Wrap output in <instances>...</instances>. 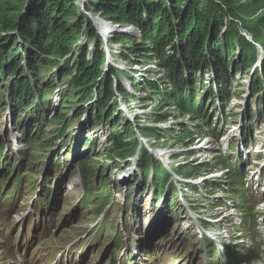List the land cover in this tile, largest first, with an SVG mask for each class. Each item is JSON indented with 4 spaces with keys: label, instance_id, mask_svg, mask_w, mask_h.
<instances>
[{
    "label": "rangeland",
    "instance_id": "1",
    "mask_svg": "<svg viewBox=\"0 0 264 264\" xmlns=\"http://www.w3.org/2000/svg\"><path fill=\"white\" fill-rule=\"evenodd\" d=\"M63 1L71 12H74L67 23L79 24L81 27L76 31L79 32L80 40L71 47L66 56L58 59L46 57L41 62L36 53L39 43L37 37L24 38L26 45L19 44L17 48L18 38L22 40L18 30L5 33L0 38L1 58L4 51H7L9 58L4 56L7 66L10 67L11 63L17 66L16 70L8 74H6L8 67L0 71V75L4 74V77L0 78V99L3 100L0 104V146L5 148L3 163L9 164V171L6 174L1 172L0 167V264H180V262L201 264L198 246L195 243H191L178 233L166 232L169 219L165 212L167 223L159 230H155L154 214L159 208L165 211L170 200L166 203L153 199L149 206V198L139 183L141 175L137 169L138 159L142 152L144 157L139 169L146 177L145 183L156 180L152 170L153 166L157 165L154 160L168 171L170 178L166 186L169 188L177 189L186 179L194 180L196 171L192 170L191 166L202 162L203 158L193 151L195 146L185 149L184 143L187 141L183 143L177 141L168 129L173 127L181 130L182 126H192L193 130L194 126L199 125L196 117L192 121L187 118L178 119L176 109L170 107L169 102L165 100L166 95H171V90L178 82L181 85L186 84L187 89L184 88V91L199 92L200 96L197 95V98L202 102V106L210 103L208 106L210 111L214 105H221V100L226 99L222 101L227 105L225 111L232 115L230 119L232 124H235L237 115L244 118L249 108L257 111V114L251 113V123L263 129L264 75L260 73L263 49L255 46L257 43L253 42L255 48L253 50L247 48L249 58L244 59L243 56H239L242 46L238 45V42L237 46L234 44L235 52L231 62L239 68V74L231 78L234 72L226 73L225 78L228 82L226 88L225 84L218 83L214 64H210L208 60L205 62L202 58L201 63L197 65L200 70L190 72L196 67L197 60L192 61L181 55L182 46L186 41V35H182L181 32V17L170 18L171 16L167 14V17L163 15L151 20L144 14L143 19L146 18L150 23L159 26L158 28L153 26L152 29L148 27L150 33H147V38L143 40V35L136 28L113 23L103 12L99 13L105 7L115 5L114 0ZM155 2L163 5L169 14L178 13L174 8V0ZM241 2L248 12L244 15L248 18L244 20L245 24L254 26L255 21L263 13L264 1L256 3L241 0ZM25 3L26 8L21 15L24 18L28 14V6H39L42 1L24 0ZM195 5L211 18L216 19L214 15L217 14L216 20L220 25L217 28L218 32L221 29L223 33L227 29L231 36L233 34H236V38L238 35L242 36L243 25L235 23L237 20L227 21L224 13L209 0H197ZM186 8L187 6L183 5L180 14H183L182 11ZM238 20L242 21V17ZM99 28L103 32L101 36ZM178 33L180 36H176ZM220 34L217 36L214 33L210 34L211 43L215 45L213 51L218 50L222 55H227V52L223 53L218 47L222 40ZM136 44L140 45L137 47ZM29 49H33L32 56L28 58L31 61L30 67L26 59ZM134 51L138 53H133ZM100 52L105 54L106 60L103 58L98 71L102 77L100 83L93 86L90 98L86 100L85 96L80 97L78 91L81 90L76 91L77 93H66L68 86L63 82L64 77L71 80L79 76V70L70 74L75 64L83 58L84 62L94 63ZM165 61L175 62L179 68L177 71H184L187 74H183V78L172 77L171 71L166 63L164 64ZM111 70L116 77L112 78ZM242 74L249 78L242 77ZM33 76L37 77L36 82H33ZM110 79L113 80L109 89L112 100L108 106L101 102L104 108L100 109L101 103L95 92L104 91ZM250 79L251 81L256 79L257 83L262 85L257 94L250 85ZM13 82L15 87L17 85L21 89L24 87L25 91L22 93L11 89L16 93V97L24 99V94L30 92L28 102L39 97L40 92L45 91L47 96L45 109L38 115L32 114L33 117L40 115L48 121L42 125L37 121L36 127L28 132L33 143H28L20 127L13 125L14 116L21 118L19 113H14L12 117L13 103L8 94ZM206 89L208 93L205 95ZM62 98H67L68 104L58 110L59 115L56 116ZM63 109L66 110L63 112ZM98 111L102 112V116ZM169 115L172 117L163 123L161 119ZM29 116L31 114L27 113L22 119ZM61 120L68 121L70 127L69 125L66 127L67 132L60 142L55 130L58 127L57 122ZM158 129L161 130L159 137L156 135ZM178 134L181 135L180 132ZM18 136L23 138L22 143L25 144L21 154L12 150V147L15 148L14 138ZM72 137L74 142L70 143ZM112 138L121 146L118 152H111L109 149ZM85 141L91 142L85 144ZM157 151H161L160 156ZM122 154L135 156L132 160L134 162L127 164L129 171L125 169V164L118 161L119 158L124 159ZM30 165L31 170L35 172L34 185L31 186L25 179L24 185L21 186L22 193L13 196L12 201H7L6 198L13 192L16 174L30 170ZM197 166L200 167L199 164ZM47 179L50 180L48 184ZM102 187L109 198V207L103 217V220H107V227L100 235L105 242L93 244L90 241L97 233L98 225L92 224L90 219L99 203L98 192H101ZM134 188H138L139 191L133 192ZM91 190L95 191V194L89 197L85 205L83 198ZM125 191L132 193L126 195ZM43 194H46V201L42 198ZM173 214L175 217L178 216L175 212ZM117 231L120 233L118 237ZM116 239H120V242ZM136 241L139 243L138 246L133 243ZM116 248H119L117 258ZM129 252L134 255L132 260L128 261ZM114 257L115 260H111Z\"/></svg>",
    "mask_w": 264,
    "mask_h": 264
},
{
    "label": "trees",
    "instance_id": "2",
    "mask_svg": "<svg viewBox=\"0 0 264 264\" xmlns=\"http://www.w3.org/2000/svg\"><path fill=\"white\" fill-rule=\"evenodd\" d=\"M41 1L42 3L39 6L37 5L34 6L30 4L32 7L28 6L29 8L28 14L26 18H24L23 16L21 17L22 11L26 8L25 7L26 3L24 4V0H0V38L5 33L18 30V34L21 35V39H22L20 40V38H18L17 40L19 41V43L17 44V48H18L19 44L26 45L24 38L27 37L31 38L32 36L37 37L39 43L38 44L36 43L37 44L36 53H38L41 62H43L46 57H54L58 59V58H62L63 56H66L70 51L71 47L74 44H76L78 40H80L79 32L76 31L81 29V27L79 24L69 25L67 23L68 18L73 16L74 12H71L70 8L68 7L67 4L64 3L63 0H41ZM114 1L116 2L115 5L107 6L102 11H99V13L103 12L106 15V17L109 18V20H111L113 23L124 25L127 28H136L143 35L144 37L143 40L147 38L148 35L147 33H150L149 28L151 27L154 28L156 26L152 22L150 23L149 20H147L146 18L143 19L144 14L147 17H150L151 20H156L163 15L167 17V14L168 16H171L170 18L181 17V32L182 35H186V41L182 46L183 50H181V55L182 57L192 61L197 60L196 67L192 68L190 72H194L195 70L198 69L200 70V67L197 65L201 63L202 58L204 59L205 62L208 60L210 64L211 63L214 64L215 75L217 77L218 83L225 84L226 88L228 84L225 78L226 73L228 71L234 72V74L231 75V78L239 74V68L236 65H233L234 63L232 64L231 62L234 56V52H235L234 47L236 45V42H238V45L242 46L239 56L240 57L243 56L244 59L249 58V56L247 55V48L251 50L255 48L253 44L247 42L242 36L238 35V38L235 37L236 34L235 35L233 34L231 36V33H229V30L227 29L223 31V33L221 32V29L218 32L217 28L220 25H218V22L216 20L218 19L217 14L214 15L216 18L214 19L211 18L209 14H206L203 10L196 8L195 3L197 0H174V6H175L174 8L177 9L178 11L177 14L174 13L169 14L168 12L165 11L163 5L156 4L155 2L156 0L155 1L154 0H114ZM248 1L260 3L264 0H248ZM209 2L212 5H215L218 9H220L224 13L225 19L227 21L237 20L235 23L238 22L240 25H243L244 30H246V32L250 34L254 43L256 42L257 45L263 49L262 51L263 58L261 59L262 69L260 70V73L264 75V8H263V13L253 24L254 26H249L246 25L244 21L245 19L248 20V18L244 16L245 14H248V12L245 6L241 4L242 3L241 0H209ZM183 5H186L187 8L182 11L183 14H180ZM239 17H242V21L238 20ZM241 22L244 24H242ZM158 26L159 24H157L156 27L158 28ZM168 27H170V24L168 25ZM213 33L216 36L221 33L220 38L222 40L221 43L218 45V47L223 50V53L227 52V55H222L221 51L218 50H216V52L213 51V47H215V45L212 44L210 40V36H211L210 34ZM176 36H180V33H178ZM160 40L163 41L162 38H160ZM7 44H9V40L7 41ZM138 45L140 44H136L135 46L138 47ZM32 52L33 49H29L26 55L27 65L29 67L31 61H29L28 58L32 56L31 55ZM133 53H138V51H134ZM4 56L6 58H9L7 51H4L3 58ZM3 58H1L0 56V71L4 67L7 68L9 66V65L7 66L6 59ZM103 58L105 59V54L100 52L98 54V57H96L94 63L84 62V58H83L77 64H75L73 69H71L70 74L71 75L74 74L76 70H79L81 74L79 73V76L71 80H67L66 77H64L65 80L63 82L68 86L66 93H71L81 90L78 91L80 97L83 95V97L85 96L86 100H88L90 98V95L93 93V89H94L93 86L100 83L99 80L102 77V75L99 76L98 71L102 64ZM165 63L168 69L171 71L172 77L179 76L180 78H183V74L184 75L187 74L184 71H177L179 68L175 65V62L165 61L164 64ZM16 69L17 66L11 63V66L7 68L6 74ZM30 75L31 76L33 75L32 72ZM114 76L116 77V75L112 73V78H114ZM1 77H4V74L0 75V78ZM33 77H34L33 81H36L37 77L36 76ZM242 77L249 78V76H245L244 74H242ZM97 80L99 82H97ZM112 81L113 80L110 79L109 85H107V87L105 86L104 88L105 92L104 91L95 92L97 98L100 100V103L103 102L106 106H108L110 104V101L112 100V93L109 90ZM81 85H84V87L82 88ZM250 85L252 86V89L255 94H257L260 91L262 86V85L260 86L257 83L256 79H254V81H251ZM175 86L176 89L173 88L171 90V95L173 92L172 97L171 95L170 96L166 95L167 98H165V100L169 102L168 105L170 107L173 108L175 107L176 111L178 112L177 118L180 120H183L184 118H187L188 120H192L194 117H198L199 121L204 123L203 121L204 119L202 118V116H204V109H203L204 106H202V102L197 98L199 92L193 90L184 91V88L187 89L185 83L184 85H181L178 82V84ZM231 87L232 86H230V88ZM115 88H116V84L114 89ZM11 89L22 91V93L25 92L24 87L22 89L18 85L15 87L14 82L11 84L9 90ZM206 91L207 89L205 90V95L207 94ZM24 96H25L24 99L19 98L16 97V93L14 92V90L9 91L8 97L11 102L15 101L16 104L15 110H18V112L24 113L28 110L35 109V107L44 108V106L47 103V100H45V98L47 97L45 91L39 93L38 95L39 97H37V102L35 104L34 101L32 102L27 101V98L31 97L29 91L26 92ZM66 99L67 98L61 99L58 110H61L66 105V103L68 104ZM222 100H226V99H222ZM1 102L2 100L0 99V104ZM99 107L100 109H102L104 108V105L101 103ZM65 110L63 109L62 111L64 112ZM179 110L181 113L179 112ZM98 112L102 116V112L100 111ZM58 115H59V111H57L56 113V116ZM170 117L172 116L170 115L166 116L165 118L161 119V121H163L164 123ZM25 122H28V119ZM44 122H45L44 119L41 118L39 124ZM57 125L58 127L55 130V132L57 133V136L61 138L67 132L66 127H68L69 122L61 120L57 122ZM206 128L210 129L211 126L207 123ZM182 129L183 130H181L180 132L181 135H178L179 132L175 128L169 129L170 130L169 133L172 136H174V138H176L177 141L179 142L183 143L187 141L185 143L186 147H191L193 145L192 144L193 139L190 137L189 128L183 127ZM184 133H186L187 135ZM156 135L161 136L160 129L156 131ZM182 136L184 137V139ZM111 141L112 143L109 144L110 151L118 152L121 146H119V143L116 142L114 138H112ZM88 143H90V141ZM143 157L144 154L141 156L140 159L141 163ZM154 163L157 164L152 168L154 178H156L154 182L155 184H158L159 182L164 184L168 178V172L166 171L165 168L162 167V165L159 162L154 160ZM16 182L17 184H19L21 182V179L17 177ZM30 182H31V178H30ZM91 193L93 192L88 193L84 201H86V199L91 195ZM106 206L107 203L105 202L101 203L96 211V214L101 213Z\"/></svg>",
    "mask_w": 264,
    "mask_h": 264
},
{
    "label": "bare ground",
    "instance_id": "3",
    "mask_svg": "<svg viewBox=\"0 0 264 264\" xmlns=\"http://www.w3.org/2000/svg\"><path fill=\"white\" fill-rule=\"evenodd\" d=\"M99 35L100 34H102L103 32H101V30H100V28H99ZM101 36V35H100ZM103 38V37H102ZM105 40L107 41L108 40V38H107V36L105 37ZM110 40H111V38H110ZM105 41V42H106ZM107 43V42H106ZM110 43V42H109ZM22 69V68H21ZM160 70V69H159ZM167 77V76H166ZM34 78V77H33ZM240 79V78H239ZM1 80V79H0ZM33 82H36V81H33ZM173 85V84H172ZM175 86V85H174ZM230 86V85H229ZM229 88V87H228ZM174 89H176V86H175V88ZM230 89V88H229ZM168 92V91H167ZM163 93H165V92H163ZM206 93H208V89H207V91H206ZM213 93H214V91H213ZM167 94V93H166ZM95 96L97 97V95L95 94ZM95 96H92V98L93 97H95ZM208 96V95H207ZM255 96V95H254ZM203 97V96H202ZM111 100V99H110ZM3 101V100H2ZM114 101V100H113ZM192 101H193V99H192ZM208 101V100H207ZM206 101V102H207ZM115 102V101H114ZM223 102V101H222ZM113 103V102H112ZM114 104V103H113ZM112 106V105H111ZM115 106V105H114ZM116 108V107H115ZM124 108V107H123ZM175 108V107H174ZM99 109V108H98ZM118 109V108H117ZM121 110V109H120ZM130 110V109H129ZM111 111H113V110H111ZM125 111V110H124ZM174 111V110H173ZM114 112V111H113ZM179 112H180V110H179ZM181 113V112H180ZM179 113V114H180ZM197 114V113H196ZM106 116V115H105ZM171 116V115H170ZM109 118V117H108ZM171 118V117H170ZM183 118V117H182ZM107 120V119H106ZM204 121V120H203ZM165 123V122H164ZM202 123V122H201ZM208 127V126H207ZM93 128V127H92ZM173 128V127H172ZM209 128V127H208ZM264 128V127H263ZM183 130V129H182ZM145 132V131H144ZM175 132H176V130H175ZM185 132V131H184ZM141 133V132H140ZM143 134V133H142ZM184 134H186V133H184ZM179 135V134H178ZM183 135V134H182ZM187 135V134H186ZM186 135H184V136H186ZM143 136V135H142ZM159 137V136H158ZM183 137V136H182ZM157 138V137H156ZM188 138V137H187ZM183 139H184V137H183ZM148 140V139H147ZM29 143V142H28ZM166 143V142H165ZM210 142L209 141H206V143L203 145L204 147H207V148H209V147H211V145L209 144ZM185 144V143H184ZM149 146V145H148ZM31 148V147H30ZM159 153H161V151H157V154H158V156H160V154ZM66 154V153H65ZM121 154V153H120ZM119 154V155H120ZM119 155H118V157H119ZM122 156H124L123 154H122ZM121 157V156H120ZM124 159H118V161L119 162H121V163H123V164H125V169L127 170V171H129V169H128V166H127V164L128 163H130L132 160H134L135 159V156L134 157H129V156H124L123 157ZM13 159V158H12ZM11 160V159H10ZM16 161V160H15ZM132 162H134V161H132ZM110 163V162H109ZM32 165V164H31ZM31 165H30V167H31ZM39 167V166H38ZM9 170V169H8ZM12 170V169H11ZM16 171V170H15ZM39 172V171H38ZM75 174V173H74ZM11 176V175H10ZM68 178V177H67ZM66 178V179H67ZM86 178V177H85ZM38 180V179H37ZM86 181V180H85ZM89 185V184H88ZM93 185V184H92ZM11 188V187H10ZM58 188V187H57ZM91 188V187H90ZM79 190V189H78ZM27 193V192H26ZM88 193V192H87ZM26 195V194H25ZM29 201V200H28ZM54 209V208H53ZM55 210V209H54ZM31 211H32V209H31ZM59 213V212H58ZM57 215V214H56ZM55 216V215H54ZM16 220V219H15ZM30 220V219H29ZM166 219L163 217V215H162V212L160 211V213H158V214H155V224H156V230L157 229H159V228H161L162 226H164L165 224H166ZM43 223V222H42ZM34 227V226H33ZM67 230V229H66ZM175 235V234H174ZM113 244V243H112ZM199 261V260H198Z\"/></svg>",
    "mask_w": 264,
    "mask_h": 264
},
{
    "label": "built area",
    "instance_id": "4",
    "mask_svg": "<svg viewBox=\"0 0 264 264\" xmlns=\"http://www.w3.org/2000/svg\"><path fill=\"white\" fill-rule=\"evenodd\" d=\"M240 32V31H239ZM241 35L247 40V41H252L251 40V36H249V34L244 31V30H241Z\"/></svg>",
    "mask_w": 264,
    "mask_h": 264
}]
</instances>
